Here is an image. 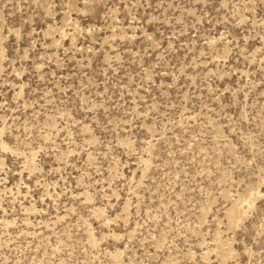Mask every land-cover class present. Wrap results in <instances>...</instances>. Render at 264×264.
<instances>
[{
	"label": "rangeland",
	"instance_id": "374dc122",
	"mask_svg": "<svg viewBox=\"0 0 264 264\" xmlns=\"http://www.w3.org/2000/svg\"><path fill=\"white\" fill-rule=\"evenodd\" d=\"M0 264H264V0H0Z\"/></svg>",
	"mask_w": 264,
	"mask_h": 264
}]
</instances>
